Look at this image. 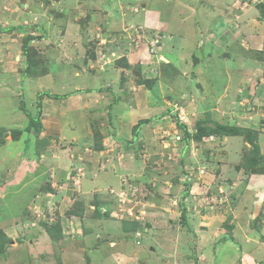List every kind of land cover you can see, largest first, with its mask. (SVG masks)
Instances as JSON below:
<instances>
[{
	"label": "rangeland",
	"instance_id": "374dc122",
	"mask_svg": "<svg viewBox=\"0 0 264 264\" xmlns=\"http://www.w3.org/2000/svg\"><path fill=\"white\" fill-rule=\"evenodd\" d=\"M116 11L121 12L117 0H0V264H172L168 258L180 246L188 241L195 245L192 238L181 237L179 212L185 217L208 209L227 218L238 212L227 202L242 193L246 177L233 170L245 165L243 147L259 142V135L251 140L263 132L264 105L252 114L257 116H247L251 122L241 124L244 141L232 142L230 151L224 133L191 143L186 135H196L198 123L211 131L221 124L238 125L231 121L235 108L200 100L194 74L202 67L199 62H188L191 74L176 81L172 71L162 74L166 91L156 88L140 101L141 119L122 125L132 128L127 135L120 132L116 138V132L113 137L109 132L101 139L105 156H92L89 144L74 150L59 138L45 137L39 127L40 117H46L44 98L55 78L62 80L72 67L122 66L123 79L155 87L142 80L141 60L132 67L125 58L143 41L130 39L143 34V28L122 30ZM128 39L133 45L127 49L123 44ZM101 53H114V59H98ZM156 61L150 60V71L165 62ZM251 107L244 109L255 112ZM94 139L97 150L101 140ZM59 152L66 166L54 158L47 161ZM160 221L164 228L154 231ZM227 221L219 244L234 243L224 245V253L235 255L230 260L234 264H244L245 254L264 244V230L248 226L247 242L252 244L246 250L240 243L244 231L233 228L232 236ZM260 222L253 224L264 227Z\"/></svg>",
	"mask_w": 264,
	"mask_h": 264
},
{
	"label": "crops",
	"instance_id": "0c3cea01",
	"mask_svg": "<svg viewBox=\"0 0 264 264\" xmlns=\"http://www.w3.org/2000/svg\"><path fill=\"white\" fill-rule=\"evenodd\" d=\"M117 5L121 12L116 11L115 15L122 16L119 22L122 30L126 26L138 25V28H143V34H132L130 39L133 42L135 37H143V41L135 46L136 50L132 55L127 52L126 62L132 66L141 60L142 63L137 65L143 70L142 80L153 82L155 87L153 85L154 88L146 89L145 84L123 79L126 69L122 66L103 67L101 64L96 67L90 64L85 69L72 67L68 70L75 73L68 71V74L62 76V80L55 78L48 96L44 98L46 117H40L42 125L39 124V127L45 137L59 138L74 150L89 144L92 145V156H105V150L101 147L103 145L105 148L106 145L101 139L108 137L109 132L112 133L110 137L115 132L116 138H119L120 132L127 135L132 128L122 125H132L137 121L143 107L140 101L150 98L149 93L156 88L165 89L167 86L160 76L169 75L171 71L175 81L188 76L187 73L191 74V71L187 70L186 65L193 60L196 61L195 65L199 62L202 66L196 67L194 73L199 80L196 88L197 95L201 96L200 100H206L208 105L210 99H214L212 103L217 104L220 109L235 108V113L230 111L231 116L233 115L231 121H236L238 125L232 127L236 129L234 134L223 136V141L227 144L226 151H230L235 140L242 143L241 124L251 122L247 116H257L252 114L260 112L261 105H264V0H117ZM168 27L172 29L168 30ZM130 39L123 44L127 49L129 45H133L129 43ZM73 49L74 47L67 50ZM153 52L156 55L153 56ZM114 53H101L98 59L110 62L114 59ZM153 57H157L156 63L161 62V59L165 62L154 65L155 70L150 71L149 64ZM132 82L133 86L130 85ZM195 92L191 90L192 94ZM247 106H255L256 108L251 107L255 112L249 113V108L244 109ZM86 126L92 133V138L90 133L86 135ZM262 130V133L256 134L251 140L259 137L257 146L253 143V146L246 144L243 147L248 154L246 166L233 170L238 177H246L240 184L242 193L240 191L239 195L227 202L228 205L235 206L238 212H233L232 218L208 209L202 213L190 211L185 217L179 212L177 224L182 230L181 237H185V241L192 238L195 245L190 241L179 249L174 245L177 252L175 256L168 258L172 264H220L222 260L226 264H234L235 261L230 260L235 255L228 257L224 253V245L231 248L234 243L219 244L222 240L219 233H227L224 228L227 220L232 229L239 233L241 229L244 231L246 238L240 243L245 244L246 250L247 244H252L251 241L247 242L248 226L252 228L250 231L264 230V227H255L253 224L260 219V223L264 225V128ZM94 137L101 140L97 150H93ZM189 141L197 142L193 135ZM1 147L0 145V153ZM63 155L59 152L57 157L51 156L47 161L54 158L55 162L66 166V160L60 161ZM71 161L75 163V159ZM97 161L100 162L101 158ZM232 186L234 187V183ZM213 187L217 189L218 186L215 184ZM253 219L251 227L249 222ZM163 228L160 221L154 231ZM195 234L198 235L197 238L194 237ZM215 254L221 258L220 263ZM244 264H264V244L257 243V248H252L249 255L246 253Z\"/></svg>",
	"mask_w": 264,
	"mask_h": 264
},
{
	"label": "trees",
	"instance_id": "16d2710c",
	"mask_svg": "<svg viewBox=\"0 0 264 264\" xmlns=\"http://www.w3.org/2000/svg\"><path fill=\"white\" fill-rule=\"evenodd\" d=\"M27 53V52H26ZM32 121L35 123L36 121L34 119H32ZM203 123V122H202ZM202 123H198L197 124V133L196 135L193 136L194 140H196L197 142L202 141L203 137L205 136H209L211 133L214 134H219V133H223L226 135H230V134H234V132H236V129L234 128H229L228 126H224V125H217L215 129H213L212 131L206 127H203V125L201 126ZM138 128V127H137ZM137 130V129H136ZM187 136V140L189 141L191 139V135H186ZM251 164H254V161H251ZM185 219V218H184Z\"/></svg>",
	"mask_w": 264,
	"mask_h": 264
}]
</instances>
